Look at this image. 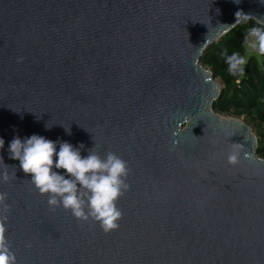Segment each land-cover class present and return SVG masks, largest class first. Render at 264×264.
Here are the masks:
<instances>
[{
    "label": "water",
    "instance_id": "95a60500",
    "mask_svg": "<svg viewBox=\"0 0 264 264\" xmlns=\"http://www.w3.org/2000/svg\"><path fill=\"white\" fill-rule=\"evenodd\" d=\"M247 19L264 28V0H0V215L17 264H264V161L248 126L212 111L221 90L200 64ZM33 134L127 161L118 229L48 205L9 156Z\"/></svg>",
    "mask_w": 264,
    "mask_h": 264
},
{
    "label": "clouds",
    "instance_id": "9594fccd",
    "mask_svg": "<svg viewBox=\"0 0 264 264\" xmlns=\"http://www.w3.org/2000/svg\"><path fill=\"white\" fill-rule=\"evenodd\" d=\"M241 13L249 16L237 12L236 17ZM245 45L264 56V28L251 27L245 37ZM221 55L228 65L229 73H243L245 56L238 52L228 54L227 51ZM65 131L71 134L70 127L65 128ZM4 143L3 138H0V149L4 148ZM83 148V144L77 147L67 141H53L33 134L24 139L15 136L8 151L11 159L19 161L22 171L31 175L30 181L36 190L41 195H48L50 207L54 209L62 206L70 210L77 220L96 222L105 233H109L120 226L119 220L123 213L117 207V202L130 187L127 183L130 169L127 161L116 153L109 151L102 157L94 150V146L88 150L87 156H82ZM228 159L229 163L237 162L235 154ZM0 160L3 161L2 157ZM58 170H64V174ZM8 179L5 171L2 180L7 182ZM6 199L7 194L0 193V210L3 213H7L10 207L5 203ZM6 222L7 216L0 215V264H17L15 253L5 235Z\"/></svg>",
    "mask_w": 264,
    "mask_h": 264
},
{
    "label": "trees",
    "instance_id": "16d2710c",
    "mask_svg": "<svg viewBox=\"0 0 264 264\" xmlns=\"http://www.w3.org/2000/svg\"><path fill=\"white\" fill-rule=\"evenodd\" d=\"M254 26L259 25H255L251 19L235 26L203 54L200 64L224 83V89L213 103L212 111L253 120L260 129L257 156L264 157V67L260 71L254 63H250L242 75H233L228 72V65L221 55L227 51L228 54L238 52L243 56L245 37Z\"/></svg>",
    "mask_w": 264,
    "mask_h": 264
},
{
    "label": "rangeland",
    "instance_id": "374dc122",
    "mask_svg": "<svg viewBox=\"0 0 264 264\" xmlns=\"http://www.w3.org/2000/svg\"><path fill=\"white\" fill-rule=\"evenodd\" d=\"M243 56H245V58H246V64L243 66V68H245L247 66V64L254 63L255 66H257V68L260 69V71H263L264 56H260L257 52H255L251 48H247L245 43H244V54H243ZM203 68L206 71L211 73L210 69H207L205 67H203ZM214 81L218 84L219 89L222 91L224 89V83L221 81V79L215 77ZM236 84H238V81L236 82ZM216 114H218L221 117L226 118V119H235V120H238V121L244 123L246 126H248L251 129L252 134L256 138V141H257L258 136L260 134V129L258 128V125H256V123H254L253 120L244 118L243 116L242 117H233V116H230L227 114H221V113H216ZM257 158L264 161V157L257 156Z\"/></svg>",
    "mask_w": 264,
    "mask_h": 264
}]
</instances>
